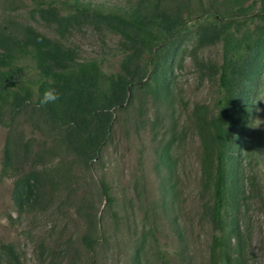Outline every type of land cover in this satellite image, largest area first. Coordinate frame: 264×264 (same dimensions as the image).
<instances>
[{"label": "rangeland", "instance_id": "obj_1", "mask_svg": "<svg viewBox=\"0 0 264 264\" xmlns=\"http://www.w3.org/2000/svg\"><path fill=\"white\" fill-rule=\"evenodd\" d=\"M85 1L129 7L140 0ZM0 19L29 23L74 48L79 61H101L108 73L120 72L126 55L145 63V53L136 57L127 39L92 20L61 34L30 0H0ZM167 60L164 92L154 97L136 85L130 103L114 112L111 136L91 163L56 141L40 113L27 110L11 132L0 125V264H13L14 256L20 264H135L137 255L141 264H212L214 256L222 262L200 133L204 126L211 130L216 112L222 43L190 26ZM260 97L264 101V92ZM261 110L255 140L261 139ZM6 146L10 159L3 167ZM241 169L245 195L234 212L242 234L239 259L264 264V147ZM38 175L47 182L30 183L29 203L18 206L21 178ZM88 234L93 250L82 242Z\"/></svg>", "mask_w": 264, "mask_h": 264}, {"label": "trees", "instance_id": "obj_2", "mask_svg": "<svg viewBox=\"0 0 264 264\" xmlns=\"http://www.w3.org/2000/svg\"><path fill=\"white\" fill-rule=\"evenodd\" d=\"M30 1L61 34L92 20L127 39L136 57L146 54L144 64L126 55L121 71L108 73L101 61H79L74 48L52 40L33 25L0 19V125L11 132L27 110L40 113L56 141L88 163L99 157L111 136L114 112L130 103L136 85L154 97L164 92L167 59L190 26H199L212 40L221 41L216 112L211 130L204 126L200 132L203 172L213 181L214 243L222 256L221 263L214 256L212 264H241L242 234L234 217L245 195L241 165L254 150L264 147V117L261 139H253L259 107L264 114L260 97L264 92V0H140L129 7L85 0ZM48 88H54L60 98L40 106L39 98ZM203 123L202 119L199 124ZM160 157L167 161L168 146ZM9 159L6 146L3 167ZM21 181L15 193L18 206L29 203L30 183L39 186L47 179L38 175ZM101 189L111 203L108 185L101 182ZM82 242L93 250L92 235H85ZM138 256L135 264H141ZM13 264H20L15 256Z\"/></svg>", "mask_w": 264, "mask_h": 264}, {"label": "clouds", "instance_id": "obj_3", "mask_svg": "<svg viewBox=\"0 0 264 264\" xmlns=\"http://www.w3.org/2000/svg\"><path fill=\"white\" fill-rule=\"evenodd\" d=\"M60 98V94L54 88L45 89L39 98L40 106L55 103Z\"/></svg>", "mask_w": 264, "mask_h": 264}]
</instances>
